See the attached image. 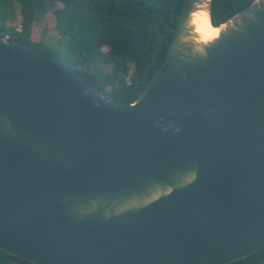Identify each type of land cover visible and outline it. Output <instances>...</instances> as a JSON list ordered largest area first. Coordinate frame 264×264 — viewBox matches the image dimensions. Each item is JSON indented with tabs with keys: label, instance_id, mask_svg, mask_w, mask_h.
<instances>
[{
	"label": "water",
	"instance_id": "95a60500",
	"mask_svg": "<svg viewBox=\"0 0 264 264\" xmlns=\"http://www.w3.org/2000/svg\"><path fill=\"white\" fill-rule=\"evenodd\" d=\"M166 55L114 103L0 35V249L35 264H221L264 245V0ZM210 24H212L210 22ZM214 26V25H213Z\"/></svg>",
	"mask_w": 264,
	"mask_h": 264
},
{
	"label": "trees",
	"instance_id": "16d2710c",
	"mask_svg": "<svg viewBox=\"0 0 264 264\" xmlns=\"http://www.w3.org/2000/svg\"><path fill=\"white\" fill-rule=\"evenodd\" d=\"M184 0H0V35L58 57L60 51L31 39L32 26L53 11L58 42L75 54L77 69L98 83L114 103L133 101L162 63ZM253 0H211L210 22L216 26ZM17 2L19 28L8 25ZM60 2L61 6L57 3ZM108 46L101 50V44ZM72 65V64H70ZM78 65V64H77ZM73 66V65H72ZM0 264H35L0 249ZM221 264H264V245L249 255Z\"/></svg>",
	"mask_w": 264,
	"mask_h": 264
},
{
	"label": "rangeland",
	"instance_id": "374dc122",
	"mask_svg": "<svg viewBox=\"0 0 264 264\" xmlns=\"http://www.w3.org/2000/svg\"><path fill=\"white\" fill-rule=\"evenodd\" d=\"M58 6H61V3H57ZM10 17L6 23L8 25H12L16 28H19L20 26V20H21V12L20 8L17 2H14L11 6L10 9ZM56 21H55V16L53 11H48L44 17H42L40 20L34 23L32 26V31H31V39L33 41H38L41 37L42 31L45 29L46 34H45V43L48 44L51 48H56L60 51L58 58L61 60L72 64L75 68L79 69L78 66H80V63L78 62L77 64L74 62L75 61V54L72 55V53H68L67 50H65L63 47H60L58 42L62 39L61 35L56 29ZM108 49V46L105 43L101 44V50L106 51ZM80 70V69H79Z\"/></svg>",
	"mask_w": 264,
	"mask_h": 264
},
{
	"label": "bare ground",
	"instance_id": "6f19581e",
	"mask_svg": "<svg viewBox=\"0 0 264 264\" xmlns=\"http://www.w3.org/2000/svg\"><path fill=\"white\" fill-rule=\"evenodd\" d=\"M194 33L197 40L205 41L215 37L218 34L219 27H215L209 22L208 12L200 8L192 14V21Z\"/></svg>",
	"mask_w": 264,
	"mask_h": 264
}]
</instances>
